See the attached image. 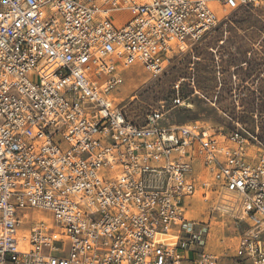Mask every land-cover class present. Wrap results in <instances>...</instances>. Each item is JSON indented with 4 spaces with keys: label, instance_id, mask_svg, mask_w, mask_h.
Here are the masks:
<instances>
[{
    "label": "built area",
    "instance_id": "obj_1",
    "mask_svg": "<svg viewBox=\"0 0 264 264\" xmlns=\"http://www.w3.org/2000/svg\"><path fill=\"white\" fill-rule=\"evenodd\" d=\"M260 5L0 0V264H214L197 199L247 224L235 264H264V146L113 98L127 67L159 75L221 11Z\"/></svg>",
    "mask_w": 264,
    "mask_h": 264
},
{
    "label": "rangeland",
    "instance_id": "obj_2",
    "mask_svg": "<svg viewBox=\"0 0 264 264\" xmlns=\"http://www.w3.org/2000/svg\"><path fill=\"white\" fill-rule=\"evenodd\" d=\"M218 17L217 25L185 52L174 53L161 74L154 76L139 64L127 67L114 101L132 121L142 122L160 108L171 124L222 134L241 127L264 146V6L227 9ZM176 96L182 105H174ZM208 211L197 199L191 213L212 220L206 251L214 264H235L233 246L247 224Z\"/></svg>",
    "mask_w": 264,
    "mask_h": 264
},
{
    "label": "bare ground",
    "instance_id": "obj_3",
    "mask_svg": "<svg viewBox=\"0 0 264 264\" xmlns=\"http://www.w3.org/2000/svg\"><path fill=\"white\" fill-rule=\"evenodd\" d=\"M184 48H185V46H184Z\"/></svg>",
    "mask_w": 264,
    "mask_h": 264
}]
</instances>
